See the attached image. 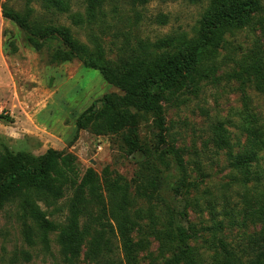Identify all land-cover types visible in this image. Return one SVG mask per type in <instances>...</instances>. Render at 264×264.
Segmentation results:
<instances>
[{
	"label": "trees",
	"instance_id": "1",
	"mask_svg": "<svg viewBox=\"0 0 264 264\" xmlns=\"http://www.w3.org/2000/svg\"><path fill=\"white\" fill-rule=\"evenodd\" d=\"M35 1L53 14L69 13L80 26L104 18L107 7L113 5L115 11V3L122 0H81L83 14L72 10L77 0ZM188 1L204 3L191 34L171 33L155 41L137 39L134 48L126 43L114 68L76 40L66 26L41 25L3 7L4 17L24 32L25 42L32 48L40 50L48 39L57 38L65 47L55 53L58 61L78 59L86 67L99 69L109 84L123 92L121 96L105 95L99 109L83 113L77 121L78 129L88 128L95 135L117 134L124 128L135 130L137 116L129 113L134 109L153 119L158 130L157 144L165 147L156 159L167 174L157 170L158 174L150 176L139 171L137 180H133L137 188L151 190V194L142 192L141 196H162L157 213L154 207L141 208L130 191L132 184L110 177L108 167L102 173L103 189L96 171L86 168L81 172L74 154L49 148L37 163H30L26 156L14 155L4 148L0 156V210L7 202L20 198L37 224L44 245L48 246V233L56 232L63 264H79L81 259L86 264H142L140 254L150 252V238L158 247L157 255L147 264H264V120L251 108V97L244 94V109L237 113L238 122L228 117L212 125L201 150L224 152L228 166L241 173L238 196L243 205L238 211V207H222L218 211L214 205L218 200L228 203L229 197L225 193L210 197L209 220L200 229L189 220L187 208L191 200L197 204L195 198L189 199L191 191H198V183L191 181V172L202 173L204 167L196 153L195 157L185 158L183 149L168 143L164 107L186 95L197 96L208 82L214 84L218 80L215 74L220 49L231 44L226 35L263 25L264 4L262 0ZM160 20L165 23L166 16H160ZM253 45L237 58H228L233 66L226 74L229 80L235 79L243 88L260 95L264 94V50L256 41ZM167 155L172 156L175 173L168 169ZM249 182L251 198L247 194ZM169 191L175 194L171 201L165 198ZM68 192L71 197L64 203L63 221L47 218L37 202L57 212L58 201ZM241 209H245L250 222L258 225V230L242 233V242L232 235L236 227L246 226V219L239 217ZM198 239H203V245L198 246Z\"/></svg>",
	"mask_w": 264,
	"mask_h": 264
},
{
	"label": "rangeland",
	"instance_id": "2",
	"mask_svg": "<svg viewBox=\"0 0 264 264\" xmlns=\"http://www.w3.org/2000/svg\"><path fill=\"white\" fill-rule=\"evenodd\" d=\"M5 6L41 25L66 26L76 40L100 55L105 65L114 68L126 43L134 48L137 39L155 41L171 33L191 34L204 3L147 0L141 4L138 0H122L115 3V11L113 5L108 6L104 18L79 26L69 13L53 14L42 9L35 0H0V156L4 148H8L12 154L24 155L30 163H37L49 148L74 154L81 172L86 168L94 169L103 189L102 173L108 167L110 177H119L132 184L130 191L134 198H138L141 208L154 207L153 211L157 213L162 196L153 194L151 199L141 196L142 192L151 194V190L137 188L133 181L137 180L135 177L139 171L150 176L158 174L157 170L167 174V169L156 159L165 147L157 144L158 130L153 119L148 114L130 109L129 113L137 116L135 130L124 128L117 134L95 135L88 128L78 129L77 121L83 113L99 109L105 95L115 93L121 96L123 92L109 84L99 69L86 67L78 59L58 61L54 55L65 47L57 38L48 39L40 50L32 48L25 42L24 32L4 17ZM72 10L83 14L82 1L77 0ZM160 16H166L165 23H161ZM226 39L231 44L220 49L215 74L218 80L214 84L208 82L197 96L186 95L164 104L168 143L183 149L185 158L196 153V159L204 167L202 173L191 172V181L198 183V191H191L189 199L195 198L197 204L191 200L187 208L189 220L198 229L208 223L210 206L207 199L210 197L221 193L229 197L228 203L218 200L214 205L218 211H222V207H238V211L243 205L238 196L241 173L228 166L224 152L201 151L212 125L228 117L238 122L237 113L244 109V94L251 97V108L264 120V94L243 88L240 82L229 80L226 74L233 66L228 58H237L241 52L253 48L254 41L264 50V21L263 25L255 24L252 30L243 29L230 37L227 34ZM166 157L168 169L175 173L172 156ZM247 187L251 198L252 182ZM174 195L169 191L165 198L171 201ZM70 197L68 192L58 201L60 208L57 212L41 202L37 204L47 218L62 222L66 215L64 203ZM240 216L246 219V226L236 227L232 235L234 240L242 242V233H252L258 230V225L250 222L245 209L239 211ZM218 217L222 219L223 215ZM47 237L48 246L41 242L40 230L20 198L7 202L0 210V264H63L56 232L48 233ZM150 240V252L140 254L142 264L157 255L158 244L152 238ZM197 244L203 245V239H198ZM79 264L86 263L81 259Z\"/></svg>",
	"mask_w": 264,
	"mask_h": 264
}]
</instances>
